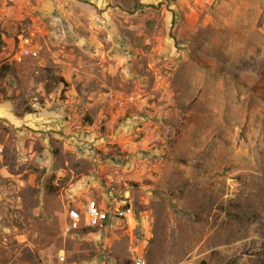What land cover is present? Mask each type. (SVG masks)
<instances>
[{"label": "rangeland", "instance_id": "rangeland-1", "mask_svg": "<svg viewBox=\"0 0 264 264\" xmlns=\"http://www.w3.org/2000/svg\"><path fill=\"white\" fill-rule=\"evenodd\" d=\"M137 256L264 264V0H0V264Z\"/></svg>", "mask_w": 264, "mask_h": 264}, {"label": "built area", "instance_id": "built-area-1", "mask_svg": "<svg viewBox=\"0 0 264 264\" xmlns=\"http://www.w3.org/2000/svg\"><path fill=\"white\" fill-rule=\"evenodd\" d=\"M33 52L32 33H19L16 41L12 45L11 58L14 62H21L25 57ZM111 212L120 217H127L130 209L120 205L99 206L94 200H89L82 205L81 209L71 208L67 212L70 228L80 227L84 225H93L105 221L108 218V213ZM142 257L134 258V264H144Z\"/></svg>", "mask_w": 264, "mask_h": 264}]
</instances>
